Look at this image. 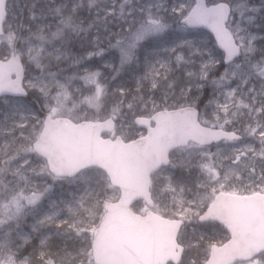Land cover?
<instances>
[{
  "label": "rangeland",
  "instance_id": "374dc122",
  "mask_svg": "<svg viewBox=\"0 0 264 264\" xmlns=\"http://www.w3.org/2000/svg\"><path fill=\"white\" fill-rule=\"evenodd\" d=\"M55 1H11L6 32L0 35V58L7 59L16 54L26 56L34 75L37 65H45L51 56L63 51L66 43L78 38L72 45V52L75 54L74 60H79L80 63L76 65L72 63L61 70H52L59 74V78L74 71L82 75L85 69L100 73L97 81L100 93L92 104L84 101L85 97L96 96V85H86L79 79L73 82L69 107H72L73 103L78 105L71 116L75 122L101 120L111 115L112 109L103 108L104 105L101 103L104 95V88L100 84L103 72L98 67H103L113 73L115 87L133 88L130 93L133 103L125 104L121 100L115 105V109L122 112L123 119L118 123L113 137L121 136L131 141L145 136V130L134 124L129 117L130 114L134 116L139 111L143 116H151L160 110H172L189 105L201 110L202 124L221 129L234 128L246 137L243 143L227 142L213 147H187L175 151L172 154L171 165L152 177L154 211L158 215L174 219L177 212L173 207L174 197L182 187L184 197L189 199L196 192H207L209 199L205 209L222 191L234 194L264 193L261 170L264 168V160L258 155L255 172L250 168H244L234 159H223V167L216 165L217 172L212 175L218 179L203 173L199 167L201 162L208 159L202 153L215 154L219 150L221 157L239 154L240 160L246 161L252 158L254 153L263 151L264 117H260V114L264 113V84H261V79H264V64L258 63L257 36L252 29L258 20V14L264 9V0H208L210 3L226 1L233 6L229 27L242 45L244 56L242 60L229 67L222 66L223 55L208 33L188 30L180 25V20L188 15L195 0H74L66 4L65 8L62 3L52 6ZM64 9H67V13ZM44 10L46 12H43ZM49 15L51 25L47 27L41 25ZM125 18L129 24L113 32L114 21L119 20L116 26H120ZM100 24L103 26L101 29ZM62 31L65 33L59 35ZM37 52L39 56H36ZM27 69L30 70L29 65ZM248 71L254 72V83H250L247 97L252 92L257 93L252 103L248 101L252 104L249 110L254 111L251 114L253 125L248 127L247 123L242 128L236 111L231 113V109L238 95L241 103L238 104L237 110L241 112L242 109L248 108L245 102L242 108V88L246 86L245 77ZM255 80L260 81L258 91H254ZM125 93L122 92L121 97L126 100ZM165 99L166 104L163 103ZM157 102L161 103L160 107L156 106ZM7 130L3 134L19 132L18 128L12 130L11 127ZM212 159L215 160L216 157L213 156ZM229 168L235 171L229 173ZM84 174L90 177L102 175L107 180L106 194L89 209L88 241L94 264L92 253L94 231L104 216L105 204L117 201L120 193L111 186L104 173L89 170ZM169 177L175 191L167 188ZM35 181L40 190H43L46 184L53 183L47 174L43 177L36 176ZM200 184L205 187L197 189L196 186ZM79 189L83 190L84 185H79ZM76 190V185L57 182L55 191L42 201L46 209L41 208L40 212L35 213L32 226L48 211L50 200L68 197L70 191ZM4 202L6 198H3L0 204ZM133 210L144 214L148 207L144 202H139L133 206ZM10 214L0 207L1 218L7 219ZM192 226L198 228V235L203 233L204 239H199V242L204 245L202 258L205 264L212 245H222L228 235L215 223H209L203 229L195 222ZM51 233L56 234L55 226L46 224L37 232H33L31 227L25 234H30L31 242L37 237L40 239L49 237ZM179 240L182 245L188 243L184 231H181ZM50 244L49 251L58 246L55 241ZM248 264H264V256Z\"/></svg>",
  "mask_w": 264,
  "mask_h": 264
},
{
  "label": "water",
  "instance_id": "95a60500",
  "mask_svg": "<svg viewBox=\"0 0 264 264\" xmlns=\"http://www.w3.org/2000/svg\"><path fill=\"white\" fill-rule=\"evenodd\" d=\"M8 1L0 0V33L7 18ZM230 16L231 7L227 3L208 7L206 0H197L181 23L191 29L209 31L225 53V64L228 65L242 56L241 48L227 28ZM15 58L24 76L23 61L19 56ZM12 60H0V66H6ZM16 75L12 72L11 78L15 79ZM199 117L200 112L194 107L159 112L151 118L138 117L135 123L146 129L147 134L132 142H124L120 137L115 140L103 137L116 128L112 118L79 124L64 118L68 123L53 129L48 149L58 161L83 165V171L100 169L121 192L117 202L106 204V214L94 234L95 264L177 263L181 247L177 243L176 221L164 219L153 211L145 216L135 214L131 208L138 201H145L151 208L154 206L151 177L169 166L174 150L185 147L182 140L186 139L187 144L195 143L188 137L192 124L209 132L233 136L228 140L222 135L204 146L242 139L235 132L203 126ZM209 210L210 220L223 224L232 235L228 244L222 248L214 247L209 264L249 261L264 253V195L221 193L207 212Z\"/></svg>",
  "mask_w": 264,
  "mask_h": 264
},
{
  "label": "snow or ice",
  "instance_id": "6c2138e0",
  "mask_svg": "<svg viewBox=\"0 0 264 264\" xmlns=\"http://www.w3.org/2000/svg\"><path fill=\"white\" fill-rule=\"evenodd\" d=\"M36 56H39V52L36 53ZM35 58L34 56L33 59ZM72 63L76 65L80 61L74 60ZM12 72L17 74L15 79L11 78ZM99 75V72H90L85 69L82 75L78 71H74L71 74L64 75L63 78H59V74L56 72H49L47 78L22 76L15 56L6 66H0V81L3 82L0 84V105H3L5 109L3 119L0 120V134H3L9 128V125H11L12 130H15L26 128L29 121L40 120L39 126L33 129L34 143L25 150L35 151L44 157L46 167L41 169V173H46L53 181L52 184H46L43 190L27 184L25 188H21L19 185L12 188L6 202L0 204V207L11 213L10 219H19L36 210L43 199L55 191L57 182L76 185L77 189H79V185H88L91 182V177L84 174L83 165L65 164L58 161L53 153L49 151L48 142L53 129L66 125L68 120L64 119L65 115L67 114L70 118L78 107L75 103L72 107H69V101L72 99L71 88L73 82L79 79L86 85H96V96L85 97L84 101L92 104L100 93L97 83ZM25 81L27 82L25 83ZM29 97H32V99L30 100ZM41 116H43V119H40ZM254 131L255 129H253ZM222 135L228 140L233 139L232 135L209 132L207 129L192 124L188 137L194 140L195 143L188 145L186 139L182 140L181 143L185 147H203L212 140H218ZM202 155L207 156L208 159L201 162L199 167L207 175L217 172L216 165L223 167V159H234L236 163L242 164L244 168H250L252 172H255L256 156L258 155L264 160V151L258 154L254 153V156L246 161H241L239 154L233 157H221L219 150L215 154L202 153ZM213 156L216 157L215 160L212 159ZM17 163L22 162L17 161ZM234 171L233 168L228 169L229 173ZM16 174L21 179L27 180L19 167ZM3 177L4 173L0 172V184L4 183ZM212 178L218 179L214 175H212ZM262 178H264V168H262ZM199 186L201 188L205 187L203 184ZM167 188L170 191H175L170 177L168 178ZM183 192L182 187L174 197V203L177 206V212L174 216L176 235L178 237L180 232L184 231L188 237V245L191 247L195 241L203 236V233L198 235V228L193 227V223L195 222L201 229L209 225L211 212L210 210L208 212L204 211L207 207L209 195L207 192H196L193 198L186 200ZM46 224L55 226L56 238L61 243L58 250L52 253L49 251L52 237L42 238L38 255L49 257L54 255L57 264H76L79 258L86 257L87 264H92L89 243L86 245L84 242V238H88V227L90 225L87 228L84 226L80 216L78 198L74 193L68 195V197L62 196L59 200H50L48 211L37 221V224L32 226L33 232L39 231V228ZM17 240L22 241V243H17ZM30 240V234L20 235L17 233V236L13 238L9 233L8 238L0 243V264H29L32 254H23V248ZM177 243H179V240H177ZM183 251L184 246L181 245V251L177 254V264H182ZM46 264H51V260H48Z\"/></svg>",
  "mask_w": 264,
  "mask_h": 264
},
{
  "label": "trees",
  "instance_id": "16d2710c",
  "mask_svg": "<svg viewBox=\"0 0 264 264\" xmlns=\"http://www.w3.org/2000/svg\"><path fill=\"white\" fill-rule=\"evenodd\" d=\"M68 15L70 16V14H68ZM117 22H119V20L114 21V23H115V29H113L114 32L118 31L119 28H121L123 26H127L129 24V21H127V18L122 20V24L120 26H116ZM25 24L27 25V22ZM253 32L257 36V39H258L256 41L258 48H259V55H258L259 62L258 63H260V65H261V64H264V9L262 12L259 13V20L255 23ZM64 33L65 32L62 31V32H60L59 35L64 34ZM55 35H57V33H55ZM24 38H26V35L24 36ZM62 39H64V37ZM76 40H78V38L73 39V40H71V42L66 43L63 51H61L59 53H55L53 56H51V58L49 59V62L48 63L46 62L47 65L49 64L48 67L50 68L51 71L53 69L54 70H56V69L61 70L62 68L68 67L72 64V62L74 61V56H75V54L72 52V45L76 43ZM23 58H24L25 63L30 66V70L28 71L27 75L33 76V73H31V70L33 71L31 64L26 59V56H24ZM98 68H100V71L103 72V74L101 76V82H100V84L104 88V91H103L104 95H103V99L101 102L104 105L103 108L112 109V111H111L112 113L110 116L115 117L118 122H121L123 119V116H122L121 111H117L115 109L116 108L115 105H117V103L110 102L108 104H105L103 102L104 98H105L107 93H111L113 90L118 89L119 92L116 93V99L118 101L122 100L125 104L133 103L132 94H130L133 88H131V86L115 87L113 84V82H114L113 73H111L108 68H103V67H98ZM253 74H254V72L250 73V71H248V74L245 77L246 86H245V88H242V108H243L244 102L248 104V108L242 109L241 112H240V110H237L238 104L241 103L240 95H238L236 100H235V103L233 104L232 109H231V113L236 111L237 119L239 121H241L242 128L247 123H248V125H247L248 127L249 126L252 127V125H253L251 114L254 111L251 112L249 110V108L252 106V104H249L248 101L250 103H252L253 97L256 95L257 92H252L247 97V91H248L247 89H249L251 87V85H250L251 82L254 83ZM261 81H262L261 84H264V79H261ZM255 82H256V84H255L254 91H258L260 81L255 80ZM122 92H124V93L126 92L125 93L127 96L126 100L124 99V97H121ZM29 99L31 100L32 97H30ZM34 107H35V105H34ZM0 111L2 113L5 111L3 105H0ZM2 113H0V120L3 119ZM139 114H140V112L138 111L137 115H139ZM65 116H68V115L66 114ZM71 116H73V114H71ZM129 117H131L133 119L135 116H132V114H130ZM260 117H264V113H261ZM254 120L255 119L253 118V121ZM9 128H11V125H9ZM14 135H17V132H15L14 134H11V135L10 134H0V145H2L4 142L10 140L11 137ZM3 179H4V183L0 184V189H3L4 184H6L8 182V180L14 181L13 184L8 185L9 188H14L15 178H13L11 176L4 175ZM34 179H36V177ZM1 200L2 199H0V201ZM41 208L46 209L44 202L40 203L38 208L35 211L30 212V214L24 215L19 219H10L9 218L10 216L6 217L7 219L0 217V221H1V224H0V243L4 242L8 238L9 233H11V236L13 238H15L17 236V233H19L20 235H23V234L27 233L28 231H30L31 226L33 224V221L35 219L34 218L35 213L40 212ZM53 240L58 242L59 244L61 243V241L56 237H53V239L50 240V242ZM16 242L22 243V241H20V240H17ZM40 249H41L40 238H36L24 246L23 254H25V255L32 254V258L29 261V264H33V262H35V264H46V262L48 260L55 258L54 255L51 257L46 256V255L45 256L38 255V250H40ZM57 250H58V246L56 248H54L51 252L55 253Z\"/></svg>",
  "mask_w": 264,
  "mask_h": 264
},
{
  "label": "clouds",
  "instance_id": "9594fccd",
  "mask_svg": "<svg viewBox=\"0 0 264 264\" xmlns=\"http://www.w3.org/2000/svg\"><path fill=\"white\" fill-rule=\"evenodd\" d=\"M36 68L37 71L33 76L47 78L48 73L52 72L48 65H37ZM117 92H119L118 89L113 90L111 93H107L103 102L105 104L110 102L119 103L120 101L116 99ZM163 103L166 104L167 100L165 99ZM156 106L160 107L161 103L157 102ZM40 119H43V116H41ZM39 124L40 120L29 121L26 128H18L19 132L17 135L12 136L10 140L0 145V172H3L4 175L15 178L14 187L19 185V187L25 188L26 184L37 187L34 178L36 176L43 177L46 175V173H41V169L45 168L46 164L45 161L41 159L40 154L35 151L29 152L25 150L28 146L34 143L33 129L38 127ZM17 161L22 163H17ZM18 167L27 178L26 181L16 174ZM13 183V180H8V182L4 184L3 189H0V199L8 197L9 192L12 189L9 188L8 185ZM196 187L198 189L200 186L197 185ZM106 191L107 180L104 176L100 175L91 177V182L88 185H84L83 191L77 189L74 192L70 191L68 193V195L74 193L78 198L80 216L86 228L89 226L90 206L98 203L106 194ZM185 199L188 200L189 198L185 197ZM173 207L177 209L175 204ZM203 239L204 237L201 236L200 240ZM84 242L86 245L89 243L87 237L84 238ZM183 246L182 264H203L202 253L204 251V245L200 244L199 240L195 241L191 247L188 243ZM50 260L51 264H57L56 258ZM33 264H35V262H33ZM76 264H87L86 257L79 258L76 261Z\"/></svg>",
  "mask_w": 264,
  "mask_h": 264
},
{
  "label": "flooded vegetation",
  "instance_id": "af4514ba",
  "mask_svg": "<svg viewBox=\"0 0 264 264\" xmlns=\"http://www.w3.org/2000/svg\"><path fill=\"white\" fill-rule=\"evenodd\" d=\"M242 264V263H241Z\"/></svg>",
  "mask_w": 264,
  "mask_h": 264
}]
</instances>
